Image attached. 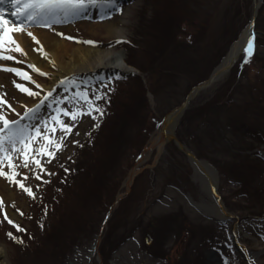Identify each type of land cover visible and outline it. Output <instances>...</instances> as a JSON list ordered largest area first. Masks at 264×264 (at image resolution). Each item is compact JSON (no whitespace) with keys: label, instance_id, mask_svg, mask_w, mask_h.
Listing matches in <instances>:
<instances>
[{"label":"rangeland","instance_id":"obj_1","mask_svg":"<svg viewBox=\"0 0 264 264\" xmlns=\"http://www.w3.org/2000/svg\"><path fill=\"white\" fill-rule=\"evenodd\" d=\"M252 12L253 0H118L107 13L91 10L89 15L78 14L66 34L87 40L65 35L60 39L75 46L120 51L127 62L123 68L128 81L118 78L116 68H102L103 64L71 72L65 77L67 82L50 94L44 86L53 80L55 68L45 71L29 55V51L42 54L36 50L41 45H34L36 41L28 35L36 36V28L19 26L22 21L8 17L10 26L27 31L17 35L4 26L7 35L0 36V43L7 42L10 35L27 55L13 46L0 48L17 58L0 59V65L20 68L36 83L0 68V93L8 101L0 100V112L11 118L45 92L49 99L42 111L47 118L40 123L43 116L39 119L38 115L26 124L37 126L53 141L63 136V147L55 149L50 158L40 148L47 145L53 150L54 143L43 135L32 141L27 151L48 171L40 170L31 155L24 167L21 146L10 149L19 166L17 180L31 186L36 195L0 175V245L5 247L0 260L8 264H87L91 245L100 233L99 251L105 264H205V259L208 264L210 248L234 252L231 224L219 225L203 213L202 205L212 199L173 137L160 155L157 148L152 149L130 190L125 183L163 116L222 60L239 40ZM114 18L120 19L121 37H112L99 25ZM256 39L251 57L245 60L243 50L223 79L192 99L175 128L177 138L216 169L218 191L228 210L240 217L239 239L254 252L264 250V236L259 234L264 232V0ZM45 72L49 75L42 74ZM84 72L89 77H82ZM17 84L36 94L22 91ZM84 89L103 114L85 111L74 121L60 113L65 123L74 125L64 135L51 117L57 115L58 107L86 109L88 101L77 96ZM96 96L100 99H94ZM3 170L11 172L7 159ZM123 191L127 193L117 203ZM9 218L15 223H9ZM258 258L264 259V253ZM92 264H98L97 257Z\"/></svg>","mask_w":264,"mask_h":264},{"label":"snow or ice","instance_id":"obj_2","mask_svg":"<svg viewBox=\"0 0 264 264\" xmlns=\"http://www.w3.org/2000/svg\"><path fill=\"white\" fill-rule=\"evenodd\" d=\"M13 7L16 9L17 16H23L25 17L26 21H37L40 17H48V16H56L58 14L68 15V14H75L80 9H84L88 7L91 4H97V3H114L115 0H8ZM118 11H122V9H117ZM5 9L0 8V36L7 35L4 29V25L8 23L6 19H4L5 16ZM111 13H109L110 15ZM45 26L50 27V24H45ZM25 27H30V25H25ZM14 30L16 29V26L13 25ZM28 35H30L33 40L36 41L37 44H40L39 38L35 36L34 33L29 32ZM60 35H64V33H60ZM70 39H76L75 37H69ZM254 40H255V33L253 32L251 37L247 41V47L245 51L247 52V56L245 57V60H248L253 51H254ZM89 43H94L93 41H88ZM9 46H13L15 51L24 53V55H27V52L25 49L19 44L18 41L15 40L14 37L8 36L7 42L0 43V48H6ZM37 51H40L42 54H45L43 52V46L41 45L39 48L36 49ZM0 59H17L15 56H11L9 54H6L3 51H0ZM31 67L35 69L37 72H42L40 68H38L35 64H32ZM0 68H3L7 71L15 72L18 75H24L27 79L32 80V77L28 75V73L23 72L20 68H9L6 65H0ZM43 75H49V73H42ZM33 83H36L35 80H32ZM18 88H20L22 91H26L30 95H35L30 88H25L21 84L16 85ZM87 90H81L78 91L77 96L82 97L84 100L88 101L89 106L86 109H81L79 107H75L72 111H69L67 108L64 107H58L56 109L57 115L51 117L52 120L55 123L59 124V127L64 130V135H68L71 133L72 128L74 125L65 123L62 118L60 117V113H64L72 118V120H77L80 118V116L85 112H93L98 111L100 114H103V109L100 108L98 105L91 102L92 98H89L87 95ZM50 94V93H49ZM64 99H70L68 97H65ZM94 99H100V96H96ZM0 100H3V94L0 93ZM62 102V101H61ZM3 103L7 104L8 101L3 100ZM75 103V101H73ZM39 105H36L34 108H28L27 105H25V108H28V111L24 114L25 116H28L30 113L35 111V108H38ZM9 108H11V105L9 104ZM12 111H15L13 108ZM0 122H2V127H0V175H3L7 177L11 182L17 183L22 189L28 192L29 195L35 197V193L32 191L31 186L25 185V183L21 180H17L18 173V165L14 162L15 156L10 152V149H14L17 147V145H20V153L23 154L24 159V167H28V160L31 155V159L35 161V164L37 167L42 171H48L44 168L43 164L41 163V160L36 157L34 153L30 154L27 149L30 148L31 143L33 140L36 139L37 136H44L45 140H49L50 142L54 143V149L48 150V146L45 145L40 148L41 153H45L51 158L55 156V149H60L63 147V136L60 137L58 140L53 141L51 137H49L46 133L42 134L39 131V128H31L29 129L27 126L22 125V122L19 120H9L7 115L4 112H0ZM47 126V125H45ZM52 131H55V126L52 127ZM35 133V135H33ZM73 143H78V141H73ZM7 145V147L5 146ZM20 153H17L19 155ZM5 159H7L8 166L11 168V172H7L3 170V164ZM23 175L26 177L27 173H23ZM35 175L40 177L39 172H36ZM3 202V198H0V203ZM5 217H8V214L5 213ZM9 223H15V221L11 220L9 218ZM17 228H20L21 226L19 224H15ZM8 235H12L11 232L8 233ZM17 240H21L20 237H14Z\"/></svg>","mask_w":264,"mask_h":264},{"label":"bare ground","instance_id":"obj_3","mask_svg":"<svg viewBox=\"0 0 264 264\" xmlns=\"http://www.w3.org/2000/svg\"><path fill=\"white\" fill-rule=\"evenodd\" d=\"M259 1V0H257ZM108 4V3H107ZM259 4V3H258ZM95 5L96 9H102L104 7V2L99 4H93ZM93 7V6H92ZM79 11L75 14H58L56 16H48V17H40L42 21L48 19H66V18H76ZM118 21L120 19L114 18L113 20H107L105 22L99 23V25H104L108 33L112 37H121L123 34H121L119 28H118ZM45 24H48V22H45ZM63 27V28H62ZM66 26L59 27L57 31L53 32L50 30V28L47 26V28L38 27L35 30L36 36H38L40 44H34L37 46L42 45L45 54H37L34 51H29V55L31 56L32 62L36 63L41 69L45 71H50L53 67L55 68V71L53 72V80L51 81V85L45 86L47 89H51L53 85H55L58 81L63 79L66 75L70 74L71 72L75 70L80 69H94L95 66L99 65H107V64H113V65H120V66H127L125 62V58L123 54L118 50H103L101 48H94L93 46H75L74 44L65 41L63 39H60V33H64L65 36H67V29ZM60 30V31H59ZM21 31V30H20ZM20 31H17V35H23ZM249 31H245V33L242 34V37L239 41H237L231 48L230 52L227 54V56L223 59L222 64L226 65L229 61H232V59L237 58L240 54V51L247 47V41L250 38L248 35ZM20 38H24L20 36ZM24 42V41H23ZM112 56L108 57L109 55ZM44 59H47L46 62H44ZM52 64V65H51ZM54 64V65H53ZM53 71V70H52ZM35 103L32 102V100H29V105L32 106ZM172 119V120H171ZM173 125V117L169 118L167 121H165L162 130L158 131L156 134L153 135L151 138V146L148 148L150 151L153 148L159 149V151L162 148V141H165L169 137L173 136L171 133V126ZM148 156V153H146L143 156V162L146 160ZM195 170L197 172V175L199 177V180L204 187L205 190L212 193L216 197L213 199L215 200L212 204H203L202 208L204 211L212 214H216L218 216H224L227 214L222 201L218 197L216 193V172L213 171V169L210 167L209 164L205 163L203 160L197 159L196 157H193ZM135 170V168H134ZM133 174V173H132ZM133 181V176L128 177L126 180V187L130 189L131 183ZM5 247L3 245H0V253L1 255H4V249ZM248 260L250 263H253V257L248 256ZM2 261V260H1ZM7 263L5 259H3L2 263ZM8 264V263H7Z\"/></svg>","mask_w":264,"mask_h":264},{"label":"water","instance_id":"obj_4","mask_svg":"<svg viewBox=\"0 0 264 264\" xmlns=\"http://www.w3.org/2000/svg\"><path fill=\"white\" fill-rule=\"evenodd\" d=\"M257 8H258V4L255 3V12H254V17L249 25V27L251 28L254 24V20H255V17L257 15ZM252 29V28H251ZM222 68H218L216 69V71H214V73L209 77L208 80L206 81H203L201 83H199L198 85L194 86L191 91L189 92L187 98L185 99V101L178 107L174 108L172 111H170L166 117H165V120L169 119L171 116H176V118L178 119V117L181 116V114L183 113L184 109L187 107V104L190 100V98L196 93L198 92L201 88L203 87H206L208 85H210L214 79H215V76L218 75L220 72H221ZM176 119V120H177ZM177 123V122H176ZM165 141H162V143H164ZM133 173V174H132ZM130 176H134V169L130 172Z\"/></svg>","mask_w":264,"mask_h":264}]
</instances>
